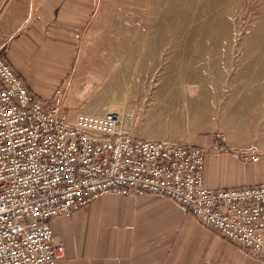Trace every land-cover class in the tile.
Returning <instances> with one entry per match:
<instances>
[{
	"label": "rangeland",
	"instance_id": "1",
	"mask_svg": "<svg viewBox=\"0 0 264 264\" xmlns=\"http://www.w3.org/2000/svg\"><path fill=\"white\" fill-rule=\"evenodd\" d=\"M27 12L28 0H0V48ZM59 45L9 54L42 97L67 76L70 47ZM66 103L72 113L123 111L148 139L264 141V0H97Z\"/></svg>",
	"mask_w": 264,
	"mask_h": 264
},
{
	"label": "built area",
	"instance_id": "2",
	"mask_svg": "<svg viewBox=\"0 0 264 264\" xmlns=\"http://www.w3.org/2000/svg\"><path fill=\"white\" fill-rule=\"evenodd\" d=\"M67 89L68 83L46 103L0 48V264H65L50 220L108 194L169 198L264 257V184L210 189L203 147L143 138L127 128L123 111L72 113ZM242 155L259 159L255 147Z\"/></svg>",
	"mask_w": 264,
	"mask_h": 264
},
{
	"label": "crops",
	"instance_id": "3",
	"mask_svg": "<svg viewBox=\"0 0 264 264\" xmlns=\"http://www.w3.org/2000/svg\"><path fill=\"white\" fill-rule=\"evenodd\" d=\"M97 0H28L25 24L6 41V58L32 43H52L56 50L70 47L66 78L42 97L52 103L60 87L66 85L76 64L79 43L92 19ZM58 50V51H59ZM204 184L210 189L246 188L264 184V141L221 142L204 137ZM202 138V139H204ZM195 143L202 146L201 140ZM255 147L257 161L245 160L242 152ZM224 176V177H223ZM54 236L65 246V264H264V257L228 241L201 224L179 204L154 195L120 196L108 194L91 201L71 215L50 220Z\"/></svg>",
	"mask_w": 264,
	"mask_h": 264
}]
</instances>
